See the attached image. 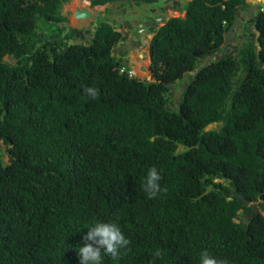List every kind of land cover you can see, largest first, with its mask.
Here are the masks:
<instances>
[{"label": "trees", "instance_id": "obj_1", "mask_svg": "<svg viewBox=\"0 0 264 264\" xmlns=\"http://www.w3.org/2000/svg\"><path fill=\"white\" fill-rule=\"evenodd\" d=\"M68 1L0 0V264H79L93 217L117 219L130 240L105 264H198L201 249L264 264V13L256 44L189 76L246 3L192 0L151 38L145 81L125 51L112 56L123 38L106 17L89 45L67 46ZM153 165L164 190L150 198Z\"/></svg>", "mask_w": 264, "mask_h": 264}, {"label": "clouds", "instance_id": "obj_2", "mask_svg": "<svg viewBox=\"0 0 264 264\" xmlns=\"http://www.w3.org/2000/svg\"><path fill=\"white\" fill-rule=\"evenodd\" d=\"M70 1H73V0H70ZM70 1H68V2H70ZM79 1L80 2L81 1H87L86 4L89 7V9L93 8L90 6V2L88 0H79ZM245 1H246L245 6H240L236 9V11L233 15V19L231 21V24L228 26V28H226L224 30L223 35L227 30H229V28L231 27V25L234 22L236 24H238V22H240L238 20V15L239 14L242 15L240 11H243L244 12V19H247L249 22V26H247V28L250 29V32H252V35H253L252 39L254 40V43L256 44L258 36H259V32L256 29V23H257L256 17L258 18L259 12L264 13V0H254L257 8L253 9L251 18H247L245 16V14H246L245 8L247 6V3H251V0H245ZM64 4H67V3H64ZM134 8H138V7H133L132 9H134ZM76 9H83V8H76ZM61 15L63 17H65V19H66V21L64 23H62V25H61V27H62L64 24H67V18H66L67 14L61 13ZM103 17H104V15H103ZM72 18H73V16H72ZM76 22H78V21H76ZM122 23H123V21H122ZM119 25L121 26V24H119ZM222 25L224 28H225V26H227L226 22H223ZM250 25H252L251 28H250ZM236 26L238 27V25H236ZM119 29H120L119 26H117L116 31H118L120 33ZM236 31H237V28H236ZM90 33H91V30L89 31L88 34H84V35H90ZM134 36L138 38V36H136V35H134ZM88 40H84V38H83L82 43L89 44ZM150 40H151V38H150ZM223 40H224V38H223ZM222 44H224V43H222ZM84 46H86V45H84ZM220 49H222L221 46L218 50H220ZM229 49H230V47H229ZM113 51L114 50H112V52ZM214 54H213V56L215 58L213 57V61L216 59H220L221 57L222 58L231 57V58L236 60V54H231L232 56L228 54L227 57H223V55H214ZM117 55H119V54H117ZM112 56L116 57L114 52H113ZM116 58H119V56H117ZM142 58H143V56H142ZM126 62H127V60H126ZM149 66H150V64H149ZM128 68H130V67L128 66ZM129 74L132 76H136L135 74L130 73V71H129ZM184 77H186L188 80L187 76H184ZM183 78L181 79L180 82L177 83L179 88H180V85L183 83V81H182ZM184 89H185V87H184ZM83 92L86 96L91 97L93 99H95L98 95V89L93 87V86H84ZM177 97H178V94L175 95L176 99H177ZM217 126L218 125L216 123H212L206 128V130L207 131L214 130L217 128ZM161 179H162L161 173H160V171H158V169L155 165L147 168L146 173L143 176L142 181H141V188L148 197H150V198L154 197L160 191L164 190L162 188L161 183H160ZM246 204L249 206H253V204H251L249 202H246ZM257 212H259V210L256 207H253V211L251 212L250 215L257 213ZM80 229H86L87 231L82 236L83 243L78 245L75 249V251L78 255V258H79V264H105L106 258H110L114 261L119 260L121 255H122V252L128 250L127 246L130 244V240L126 237L125 233L121 229L120 224L118 223L117 219H115V218L101 220L100 218L93 217L90 221L86 222L83 225V227H81ZM154 255L158 257L160 255V253L157 251L154 253ZM198 264H228V261L226 259H218L217 257L210 254L206 249H201L199 252V255H198Z\"/></svg>", "mask_w": 264, "mask_h": 264}, {"label": "flooded vegetation", "instance_id": "obj_3", "mask_svg": "<svg viewBox=\"0 0 264 264\" xmlns=\"http://www.w3.org/2000/svg\"><path fill=\"white\" fill-rule=\"evenodd\" d=\"M121 1L122 2H119L118 3L119 6L117 7V11L119 10L117 18L123 21V23H121V27L123 31H120L121 36L123 38L120 41H123V44L115 48L113 52L117 53L118 49H122V51L119 52L120 54L121 52L125 51L123 50V48L126 47L128 48V50L125 51V58L128 57V59L132 58L131 55L133 54L132 51L134 49L136 48L140 49V48L145 47V44H144L145 41L144 40L141 41L138 38H137L138 40H136L137 42L133 41L132 37L134 35L137 36V34L135 32H132V33L129 32V30L124 25L126 21H129L131 26L139 27V29L141 27H145V23H147L148 32H147L146 40H148V42L150 43L151 41L150 38H152L155 35V33L158 31V29L163 27L168 20L172 18H178V17H181L184 19L185 12H186L185 6L191 2V0L187 3H184L185 0H163V1L155 0L154 4L142 2L143 3V6H141L142 10L139 11V14H137L138 16H135L132 11L136 10V8L132 9L133 7L130 6L131 5L130 1H126V0H121ZM159 2L161 3L159 4ZM174 2L175 4H173ZM124 3L128 5L124 7L123 6ZM240 12L242 15L240 14L238 15V20L240 21L241 24L247 23L249 26L248 20L244 19V12L243 11H240ZM256 21H257V17H256ZM66 25H69L71 29L82 31L84 35L86 33H89V31L91 30L90 25H93V22L92 24L84 28H76L75 26H72L69 22ZM232 26L233 25H231V27ZM236 28H237L236 36L234 38V41L230 43L233 47H235V49H231V46H230V49L227 55L237 54L240 48L244 46L246 43H248L250 40L254 43V40L252 39V36H253L252 32L247 33L246 30L244 29L245 28L244 25H242L241 27L240 25H238V27L236 26ZM246 29L248 30V28ZM77 38L78 37H75L74 35L70 39H72L73 41H77ZM149 43L147 44L148 48H149ZM225 47L226 46L224 44L221 45L222 49H224Z\"/></svg>", "mask_w": 264, "mask_h": 264}, {"label": "water", "instance_id": "obj_4", "mask_svg": "<svg viewBox=\"0 0 264 264\" xmlns=\"http://www.w3.org/2000/svg\"><path fill=\"white\" fill-rule=\"evenodd\" d=\"M190 0H185L184 3H187L189 2ZM175 4V2L173 3ZM257 8V6L255 5V1L254 0H251V3H247V6L245 8V16L247 18H251L252 17V11L253 9ZM72 16H73V19L75 21H93V17H94V14L92 11L86 9V8H83V9H75L73 12H72ZM160 20V19H159ZM125 27L129 30L130 33H132L133 31L137 34L138 36V39L139 40H144V44H148V40H146V37H147V32H148V24L145 23V27H141L139 29V27H135V26H131L130 22L129 21H126L124 23ZM233 26L229 28V30H227L224 35H223V38H224V45L226 46L224 49H220L218 50L217 52H215L214 55H223V57H227V53H228V50H229V47L231 46V49H235V47H233L230 43L232 41H234V38L236 36V25H244V29L246 30L247 33H250V29H246L247 28V23L245 24H241L240 22H238V24H236L235 22L232 24ZM252 25H250V28H251ZM64 27V31L63 33L61 34V38L65 37L66 35H68L69 33H73L75 35V37H78L77 38V41H73L72 39H67V40H64L65 43L67 44V46H71V45H89V44H85V43H82V40H83V33L82 31L80 30H74V29H71L69 25H66L64 24L63 25ZM95 27H96V23H93L92 25V29H91V32H93L95 30ZM88 34V33H86ZM133 41L135 42L137 39V37L133 36L132 37ZM53 40H59V38H55ZM137 42V41H136ZM142 43V42H141ZM123 44V41H120L118 42L114 49L119 47L120 45ZM113 49V50H114ZM131 57H135V60H136V63L140 61V59L142 58V55H137V57L132 54ZM213 57L214 56H206L202 61H200V63L194 68V70L192 72H189L188 75H193V74H196L201 68H204V67H207L209 64H211L213 61ZM222 58V57H221ZM139 59V60H137ZM149 69V66L147 68L143 67V66H140V71L142 73H145L147 72V70ZM150 71V70H149ZM186 80L187 78L184 77L183 78V83L180 85V88L183 90L184 87L186 86Z\"/></svg>", "mask_w": 264, "mask_h": 264}, {"label": "rangeland", "instance_id": "obj_5", "mask_svg": "<svg viewBox=\"0 0 264 264\" xmlns=\"http://www.w3.org/2000/svg\"><path fill=\"white\" fill-rule=\"evenodd\" d=\"M161 1H163V0H161ZM120 2H122V1H120ZM154 2H155V0H152V2H151V4L153 3L154 4ZM67 3H69V4H67L66 6L64 5L62 8H61V13H66V11L67 10H72V11H74L75 10V8H77V5H75V3H73V1H70V2H67ZM161 2H159V4H160ZM158 4V5H159ZM69 5V6H68ZM156 5V4H155ZM119 5L118 4H113V5H111V4H108V10L107 11H105L106 10V8H102L101 10V14H102V12L103 13H105V15H104V17H106V18H108V20H107V22H111V23H114V24H121L122 23V20L121 19H118L117 18V16H118V12H119V10L117 11V7H118ZM140 6H143V3L141 2L140 3ZM142 7H140V8H136V10H133L132 12H133V14L135 15V16H138L137 14H139V11L140 10H142L141 9ZM69 10V11H70ZM72 11L71 12H69V13H66L67 14V17L69 16H71L72 17ZM70 20H71V18H70ZM99 20H101V18H96V22L97 21H99ZM71 22V21H70ZM96 22H94V23H96ZM72 23H74V21H72ZM78 26V25H77ZM96 26H97V24H96ZM119 30L120 31H123V29H122V27L121 26H119ZM123 50H128V48H123ZM120 51H122V49H118V51H117V53H115V56L117 57L118 55L117 54H119V52ZM133 54L137 57V55H142L143 56V58L142 59H140V61H139V63H141L140 65H139V63L137 62L136 63V60H135V57H132V58H130V59H128V57L127 58H125L126 60H127V65L130 67L129 69H130V73H133V70H134V68L136 67V66H138L137 67V71H138V73L136 74V75H138V76H135L136 78H138V79H140V80H145V81H152V79H151V73H150V71H149V69L147 70V72H146V74L145 73H142L141 71H140V66H143V67H145V68H147L148 66H149V64H150V59H149V56H148V46L145 44V47L144 48H140V49H134L133 51ZM8 61H10L9 59H7ZM137 60H139V59H137ZM134 71H136V69L134 70ZM134 74V73H133ZM177 92H178V89H176V88H172V93L174 94V95H176L177 94ZM5 160V159H4ZM263 215H264V213H263Z\"/></svg>", "mask_w": 264, "mask_h": 264}, {"label": "crops", "instance_id": "obj_6", "mask_svg": "<svg viewBox=\"0 0 264 264\" xmlns=\"http://www.w3.org/2000/svg\"><path fill=\"white\" fill-rule=\"evenodd\" d=\"M73 3H75V5H77V8H87V9H89V7L86 4L87 1H81L80 2L79 0H73ZM67 4H69V3H67ZM67 4H64V5L66 6ZM64 5H62V7ZM107 6H108V4L107 5H104V6H95L92 9H89L94 14L93 21H87L86 20V21H80V22L77 23L71 16L70 17L68 16V17H66L67 18V23L69 22L72 26H75L76 28H84V27H87L88 25L92 24V22H96V18L101 17V16L103 17V14L104 13L102 12V14H101V11H102L101 9L103 7L106 8ZM69 10H67L66 13H69V12L72 11V10H70V11ZM70 18H71V20H70ZM72 21H74V23H72ZM90 28L92 29V25H90ZM90 28H88V29H90ZM83 38H84V40H88L89 37H88V35H84Z\"/></svg>", "mask_w": 264, "mask_h": 264}, {"label": "bare ground", "instance_id": "obj_7", "mask_svg": "<svg viewBox=\"0 0 264 264\" xmlns=\"http://www.w3.org/2000/svg\"><path fill=\"white\" fill-rule=\"evenodd\" d=\"M138 63H139V62H138ZM141 63H142V62H141ZM141 63H139V65H140ZM137 67H138V66H136V67L134 68V70L136 69V71L133 70V73H134L135 75L138 73V71H137Z\"/></svg>", "mask_w": 264, "mask_h": 264}]
</instances>
